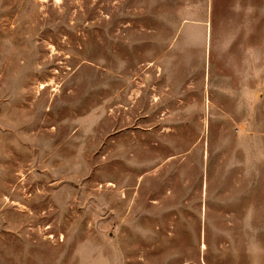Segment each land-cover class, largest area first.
<instances>
[{"label": "rangeland", "instance_id": "374dc122", "mask_svg": "<svg viewBox=\"0 0 264 264\" xmlns=\"http://www.w3.org/2000/svg\"><path fill=\"white\" fill-rule=\"evenodd\" d=\"M0 264H264V0H0Z\"/></svg>", "mask_w": 264, "mask_h": 264}]
</instances>
